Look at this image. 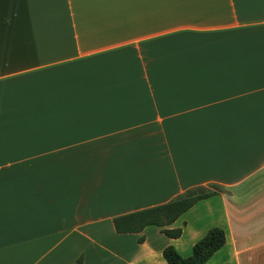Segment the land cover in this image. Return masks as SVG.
Listing matches in <instances>:
<instances>
[{"label":"crops","instance_id":"0c3cea01","mask_svg":"<svg viewBox=\"0 0 264 264\" xmlns=\"http://www.w3.org/2000/svg\"><path fill=\"white\" fill-rule=\"evenodd\" d=\"M213 186L176 240L114 231ZM212 227L206 264H264V0H0V264H166Z\"/></svg>","mask_w":264,"mask_h":264},{"label":"trees","instance_id":"16d2710c","mask_svg":"<svg viewBox=\"0 0 264 264\" xmlns=\"http://www.w3.org/2000/svg\"><path fill=\"white\" fill-rule=\"evenodd\" d=\"M219 193L220 190L214 186L194 188L166 204L115 217L112 225L115 233L119 235L140 234L145 228L156 227L167 238L176 240L181 237L182 230L170 229V226L198 202ZM225 241L224 231L212 227L194 243L190 256L184 258L173 246H167L162 250V258L166 264H206L224 246ZM138 242H143V238L138 239Z\"/></svg>","mask_w":264,"mask_h":264},{"label":"rangeland","instance_id":"374dc122","mask_svg":"<svg viewBox=\"0 0 264 264\" xmlns=\"http://www.w3.org/2000/svg\"><path fill=\"white\" fill-rule=\"evenodd\" d=\"M257 257H259V256H257ZM262 259H264L263 257H261L260 259H258V260H261L262 261Z\"/></svg>","mask_w":264,"mask_h":264}]
</instances>
